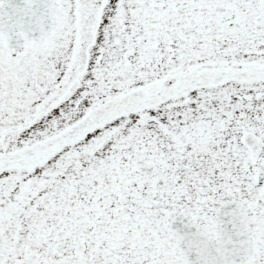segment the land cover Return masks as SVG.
Masks as SVG:
<instances>
[{
    "label": "snow or ice",
    "instance_id": "6c2138e0",
    "mask_svg": "<svg viewBox=\"0 0 264 264\" xmlns=\"http://www.w3.org/2000/svg\"><path fill=\"white\" fill-rule=\"evenodd\" d=\"M0 264H264V0H0Z\"/></svg>",
    "mask_w": 264,
    "mask_h": 264
}]
</instances>
